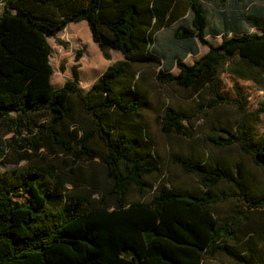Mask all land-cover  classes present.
<instances>
[{
	"label": "trees",
	"instance_id": "1",
	"mask_svg": "<svg viewBox=\"0 0 264 264\" xmlns=\"http://www.w3.org/2000/svg\"><path fill=\"white\" fill-rule=\"evenodd\" d=\"M178 3L0 0V157L11 164L0 171V264H260L256 243L264 230L246 220L248 211L264 209V195L248 192L243 165L232 173L223 162L176 155L171 162L195 177L196 190L160 182L159 163L136 120L143 102L135 97L141 71L133 65L162 64L152 50L154 38L174 21ZM186 4L190 26L179 24L173 34L193 52L197 41L208 49L191 64L175 54L177 72L158 69L154 79L206 89L208 101L196 108L195 118L207 108L234 106L235 126H210L209 145H237L264 176V131L255 130L259 112H246L238 91L234 99L222 93L218 79L224 64L237 78L264 76V33L230 35L213 44L205 39L201 1ZM248 9L264 14L254 4ZM82 20L106 59L110 49L123 58L86 92L72 79L54 87L47 38ZM191 120L168 105L158 116L164 133L186 138L194 135ZM9 132L14 137L2 139ZM40 148L69 160L20 163ZM221 184L228 189H218ZM231 198L239 204L221 217L218 205ZM241 232L246 236L238 240Z\"/></svg>",
	"mask_w": 264,
	"mask_h": 264
},
{
	"label": "rangeland",
	"instance_id": "2",
	"mask_svg": "<svg viewBox=\"0 0 264 264\" xmlns=\"http://www.w3.org/2000/svg\"><path fill=\"white\" fill-rule=\"evenodd\" d=\"M206 13L205 39L213 44H218L223 37L239 35L242 33H264V14L251 15L248 7L251 4L264 8V0H200ZM250 14V15H249ZM190 12L186 0H179L174 21L158 31L154 38L152 50L163 62L159 66L133 65V69L140 70V77L135 85V97L142 101L136 120L141 124V133L155 153L160 167V182L170 183L177 189L194 191L197 182L193 175L184 173L180 167L171 162L173 156H189L193 160L206 161L208 164L223 162L229 171L234 173L236 166L241 163L245 170V181L250 194L264 195V176L251 162L250 158L242 154L237 145L233 144L225 149H213L209 145L208 136L210 126L219 125L229 129L235 126L238 115L232 105H219L207 108L205 115L194 117L196 108L204 106L209 94L206 89H182L179 87L162 84L154 79L158 69L177 72L173 63V56L177 54L188 64L200 57L208 49L197 41L195 52L189 49V43L176 39L173 31L179 25L190 26ZM51 47L49 62L52 66L50 76L54 87H59L68 79L76 80L83 92H86L92 83L102 74L113 61L123 58L122 54L114 49L109 50L110 59H106L97 45L92 41L86 21L68 22L67 25L54 37L47 38ZM224 64L219 73L220 91L236 98V91L243 98L246 112H259L255 124L256 133L264 131V76L252 79L237 78L227 72ZM226 70V71H225ZM73 101L77 104L75 98ZM74 107L77 109V105ZM172 106L187 116L191 117L194 135L186 138L174 133H164L158 122L165 106ZM260 111H259V110ZM84 123L89 117L80 111ZM14 135L9 132L2 139L8 140ZM95 147L101 150L100 144L95 141ZM144 147L140 146V149ZM10 148H8L9 150ZM209 152L207 158L206 152ZM52 159L56 161L69 160L63 154H52L46 148H40L38 153H30L20 163ZM11 167L9 160L0 157V171ZM154 176L147 177V180ZM158 179V178H157ZM218 189H228L227 184H221ZM129 199H136L135 194ZM239 204L231 198L217 207L221 217H227L231 209ZM243 205V204H241ZM246 223L260 227L264 230V209L248 211ZM246 233H239L237 239L245 238ZM256 259L264 264V239L256 243ZM224 256H219L218 261H224Z\"/></svg>",
	"mask_w": 264,
	"mask_h": 264
}]
</instances>
